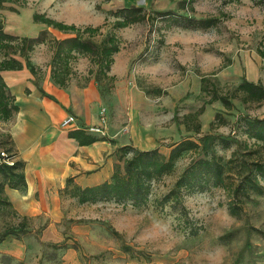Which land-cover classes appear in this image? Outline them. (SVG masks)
Returning a JSON list of instances; mask_svg holds the SVG:
<instances>
[{
	"label": "rangeland",
	"instance_id": "obj_1",
	"mask_svg": "<svg viewBox=\"0 0 264 264\" xmlns=\"http://www.w3.org/2000/svg\"><path fill=\"white\" fill-rule=\"evenodd\" d=\"M10 6L15 12L9 8L0 11L6 33L36 37L47 32V43L30 54L35 76L26 69L29 76L23 80L22 74H4L12 94L17 91L14 82L19 81L21 92L28 94L30 88L42 96L46 121L59 126L61 114H72L67 92L58 97L52 89L59 87L50 76L52 42L70 35L33 23L35 13L81 29L99 28L92 38L96 43L108 35L116 37L119 51L108 73L112 81L103 79L98 88L96 68L88 57L77 55L63 89L82 90L93 84L99 90L105 101L102 107L107 110L104 135L99 137L110 128L120 142L127 138L130 96L137 103L139 95L149 105L140 107V124L155 129L156 148L165 155L171 145L185 138L198 141L207 137L204 150L224 160L257 149L234 122L241 115L264 118V103L242 105L235 99L233 108L225 110L218 101L208 102L213 89L230 97L242 77L264 86V0H17ZM131 7L142 8L146 19L115 28L116 11ZM162 13L171 14L166 17ZM177 15L214 19L215 24L204 30L184 29L171 23ZM14 76L17 79L11 78ZM201 79L205 91H201ZM15 104L23 107L20 100ZM201 107L203 112L192 117ZM216 113H221L224 125L216 120L210 127ZM79 118L80 123L86 122ZM11 123L0 122V152ZM197 123L199 134L193 132ZM219 138L229 141L230 147L224 148ZM263 154L247 159L258 160ZM198 157V153L184 154L172 174L153 183L146 206L107 203L83 207V216L95 222L84 246L78 244L81 264H264V198L253 197L239 217L231 216L227 203L229 187L238 181L234 173L225 179L227 188L183 191L178 203L174 199L161 202ZM71 234L67 233L73 242L75 234ZM3 250L0 246V264H22ZM55 257V264H64L62 256Z\"/></svg>",
	"mask_w": 264,
	"mask_h": 264
},
{
	"label": "trees",
	"instance_id": "obj_2",
	"mask_svg": "<svg viewBox=\"0 0 264 264\" xmlns=\"http://www.w3.org/2000/svg\"><path fill=\"white\" fill-rule=\"evenodd\" d=\"M17 0H0V11L9 8L10 4ZM118 20L115 28H125L146 19L142 8L131 7L116 11ZM171 13H162L161 16H170ZM33 23L41 24L55 31L69 34L70 36L52 42L53 54L51 58L50 76L54 84L59 88H65L71 74V61L75 56H85L90 59L96 68L94 82L101 88L103 79L112 81L109 76L113 64V56L119 51L117 39L113 35L106 36L100 43L92 40L99 32V28H79L73 24H64L35 13L32 16ZM171 23L176 27L198 30L208 29L214 26L215 20H195L189 17L174 16ZM47 32L41 31L36 37H17L8 34L4 30V22L0 16V122H12L18 112L15 104V96L4 79L5 72H18L28 70L36 75L35 65L30 60V54L34 49L47 43ZM86 35L87 37H84ZM22 60V61H21ZM206 87L201 79V91ZM238 100L242 105L250 103H264V86L260 82L248 81L242 77L235 87L233 94L229 96L219 94L215 89L211 93L208 102H220L225 110L233 108L232 100ZM201 107L192 117H197L203 112ZM190 116V117H191ZM216 120L224 125L221 113H216L212 127ZM242 129L243 135L257 147L254 151L242 153L239 158L236 155L224 160L209 154L206 150V138L193 141L185 138L169 147L167 155L157 148L141 151L133 146L118 147L115 152V163L109 180L88 188L76 185L72 178L66 180L64 189L60 191L61 199H73L78 205H96L112 203L114 205L129 204L134 208L146 206L149 201L151 185L164 176L174 172L177 161L184 154L198 153L199 157L193 161L176 180L174 188L170 190L161 202L167 203L174 199L178 203L181 193H191L203 190L208 186L214 188H227L225 179L228 174L234 173L238 177L236 185L230 186V199L227 203L228 212L233 217H239L243 207L252 202L253 197L264 198V157L258 160L248 161L260 152L264 153V118H251L247 115L239 116L235 122ZM193 132L199 134L200 124L197 123ZM2 151L0 152V243L9 238L19 240L26 232V219L20 218L15 208L6 195V189H14L19 192L26 190L25 163L19 159L15 152V146L10 133L4 135ZM69 139H73L79 146H88L98 141H105V137H99L87 133L84 128L70 130L67 133ZM209 139V138H208ZM202 141V143H200ZM224 148L230 147L229 141L219 138ZM8 146V147H7ZM243 147H248L243 144ZM264 155V154H263ZM5 217V221H1ZM16 220V221H15Z\"/></svg>",
	"mask_w": 264,
	"mask_h": 264
},
{
	"label": "crops",
	"instance_id": "obj_3",
	"mask_svg": "<svg viewBox=\"0 0 264 264\" xmlns=\"http://www.w3.org/2000/svg\"><path fill=\"white\" fill-rule=\"evenodd\" d=\"M5 73L22 74V80L29 76L25 69ZM11 78L17 79L15 76ZM14 87L17 90L13 92L15 102L20 100L23 107L17 105L18 112L9 133L17 157L25 163L26 190L19 192L7 188L6 195L17 215L26 219V232L19 240L7 239L0 246L4 248V253L11 254L22 264H55L56 255L62 256L64 264H81L77 249L79 245L84 246L86 235L91 233L95 222V219L83 216L82 208L101 204L78 205L73 199L62 200L60 191L68 178L81 188L109 180L115 163L114 152L118 147L130 145L141 151L156 148L158 134L155 135V129L147 124L141 125L139 121L140 107L148 108L149 105L139 95V103H134V98L130 96L128 136L121 142L107 128L105 141L79 146L67 137V133L97 125V111L105 102L93 84L82 90L75 87L52 89L58 97L67 92L69 113H72L69 116L61 114L57 121L59 126L46 121L48 117L43 110L42 96L28 87V94L21 92L19 81L14 82ZM119 103L121 105V100ZM69 117H74L73 123L68 129L62 128V122ZM79 117L86 122L77 121L81 119ZM159 139L164 142L163 137ZM69 232L76 235L71 234L73 242L67 235ZM48 251L52 253L48 255Z\"/></svg>",
	"mask_w": 264,
	"mask_h": 264
},
{
	"label": "built area",
	"instance_id": "obj_4",
	"mask_svg": "<svg viewBox=\"0 0 264 264\" xmlns=\"http://www.w3.org/2000/svg\"><path fill=\"white\" fill-rule=\"evenodd\" d=\"M97 119H98L97 125L89 126L84 129L87 133L104 135L105 124L107 120V110L104 107L99 108L97 112ZM73 121L74 119L72 117H69L62 122L61 127L62 128L68 127L73 123Z\"/></svg>",
	"mask_w": 264,
	"mask_h": 264
}]
</instances>
